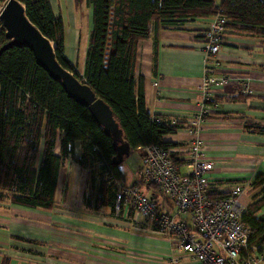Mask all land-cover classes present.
Returning a JSON list of instances; mask_svg holds the SVG:
<instances>
[{
	"label": "trees",
	"instance_id": "obj_1",
	"mask_svg": "<svg viewBox=\"0 0 264 264\" xmlns=\"http://www.w3.org/2000/svg\"><path fill=\"white\" fill-rule=\"evenodd\" d=\"M7 1L0 0V12ZM20 1L30 20L54 43L60 64L77 71L66 56L64 22L55 15L51 0ZM86 1L93 9V27L84 74L76 75L112 108L131 151L153 144L177 147V143L163 138L184 128L180 122L153 116L147 108L143 80L137 81L136 77L141 41L154 32L157 40L159 29L165 24L222 15L231 33L258 37L264 44V0ZM7 42L0 19V49ZM251 96L239 92L227 98L246 102ZM218 99L207 103H217ZM245 129L264 134L260 123H249ZM78 144L80 155L76 153ZM116 155L113 136L96 121L88 106L70 98L62 83L37 64L29 48L12 47L0 54V202L8 200L16 205L52 210L61 170L72 161L88 170L85 206L94 210L108 207L117 213L118 188L125 182L123 163L114 164ZM175 161L181 163L178 158ZM237 182L240 181L233 183L242 185ZM216 187L214 184L209 192L211 198L230 194L218 192ZM249 187L262 189L253 197L242 220L251 231V243L261 245L264 175L255 178ZM149 189L158 193L155 199L163 198L156 186ZM166 204L174 210L171 203ZM3 264H9L8 260Z\"/></svg>",
	"mask_w": 264,
	"mask_h": 264
},
{
	"label": "crops",
	"instance_id": "obj_2",
	"mask_svg": "<svg viewBox=\"0 0 264 264\" xmlns=\"http://www.w3.org/2000/svg\"><path fill=\"white\" fill-rule=\"evenodd\" d=\"M51 3L55 15L64 22L66 56L83 75L93 9L86 0ZM213 18L165 24L157 40L154 32L141 41L136 77L143 80L150 113L184 126L163 139L177 143L186 155L192 138L189 129L195 127L193 118L205 102L200 86L210 73L208 69L218 64V75L240 80L217 94V108L201 126L199 137L205 158L213 166L208 178L216 190L229 193L236 184L233 182L240 181L237 183L245 187L240 201L247 208L262 189L252 190L250 183L264 175V134L245 129L249 123L264 125V44L258 37L227 30L221 50L207 53L203 35ZM245 84L252 89V96L246 102L229 101L227 97L239 94ZM138 150L142 154V149ZM76 153L81 154L80 144ZM180 161L181 167H186ZM141 166L142 162L138 169ZM87 178V169L68 161L61 170L52 210L0 202V264L4 260L9 264H200L179 250L177 238L154 230L134 209L123 207L121 213H113L108 207H86ZM136 181L137 173L132 183L124 177L126 185ZM166 202L164 209L172 212ZM260 215L264 217V206Z\"/></svg>",
	"mask_w": 264,
	"mask_h": 264
},
{
	"label": "built area",
	"instance_id": "obj_3",
	"mask_svg": "<svg viewBox=\"0 0 264 264\" xmlns=\"http://www.w3.org/2000/svg\"><path fill=\"white\" fill-rule=\"evenodd\" d=\"M226 23L224 16L217 15L204 32L207 53L221 50ZM220 67L218 64L210 67V73L202 80L200 89L205 102L193 118L195 127L189 129L192 134L189 155L180 148L158 144L142 148L143 164L137 171L136 184L119 185L115 209L118 212L123 207L135 209L154 230L177 238L179 250L200 264H264V243H251V231L242 220L246 208L240 198L245 187L235 184L223 198H211L209 194L214 183L208 172L213 166L205 158L199 135L208 120L206 116L218 103L207 102H213L225 86L240 81L235 76L218 75ZM240 92L253 93L246 84ZM176 158L184 161L188 172L181 171ZM151 185L161 191L164 200L155 199L158 193L149 189ZM165 200L173 205L174 211L164 209Z\"/></svg>",
	"mask_w": 264,
	"mask_h": 264
},
{
	"label": "water",
	"instance_id": "obj_4",
	"mask_svg": "<svg viewBox=\"0 0 264 264\" xmlns=\"http://www.w3.org/2000/svg\"><path fill=\"white\" fill-rule=\"evenodd\" d=\"M0 19L8 42L0 54L12 47L29 48L38 65L55 80L62 83L67 95L89 107L96 121L114 138L117 155L113 161L121 165L131 153V146L124 140L123 131L114 117L112 108L87 83L76 75L77 71L64 68L58 61L54 43L30 20L26 6L20 0H8L2 7Z\"/></svg>",
	"mask_w": 264,
	"mask_h": 264
},
{
	"label": "rangeland",
	"instance_id": "obj_5",
	"mask_svg": "<svg viewBox=\"0 0 264 264\" xmlns=\"http://www.w3.org/2000/svg\"><path fill=\"white\" fill-rule=\"evenodd\" d=\"M219 2V0H217ZM143 164V158L142 154L139 150H132L130 155L126 158V160L123 162L121 165V170L124 173V177L126 179V182L132 183L133 181L136 180V173L138 171L139 165ZM182 172H187L189 171L187 167L182 168Z\"/></svg>",
	"mask_w": 264,
	"mask_h": 264
}]
</instances>
